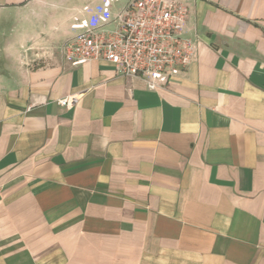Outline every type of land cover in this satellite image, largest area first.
Returning <instances> with one entry per match:
<instances>
[{"label":"crops","instance_id":"0c3cea01","mask_svg":"<svg viewBox=\"0 0 264 264\" xmlns=\"http://www.w3.org/2000/svg\"><path fill=\"white\" fill-rule=\"evenodd\" d=\"M129 1L0 0L48 52L0 73V264H264V0H186L155 91L60 51Z\"/></svg>","mask_w":264,"mask_h":264},{"label":"built area","instance_id":"2783aa9c","mask_svg":"<svg viewBox=\"0 0 264 264\" xmlns=\"http://www.w3.org/2000/svg\"><path fill=\"white\" fill-rule=\"evenodd\" d=\"M190 17L186 0H130L115 16L114 29H88L60 51L67 61L106 62L155 91L197 60L198 40L187 35Z\"/></svg>","mask_w":264,"mask_h":264},{"label":"rangeland","instance_id":"374dc122","mask_svg":"<svg viewBox=\"0 0 264 264\" xmlns=\"http://www.w3.org/2000/svg\"><path fill=\"white\" fill-rule=\"evenodd\" d=\"M18 15L5 14L0 16V73H10L13 65H35L41 66L47 60L48 52L39 50L34 53L25 43L26 33L32 30L26 23L18 22ZM58 50L52 51L53 55L58 56ZM18 60V61H17ZM12 66V67H11ZM14 72V71H12Z\"/></svg>","mask_w":264,"mask_h":264}]
</instances>
